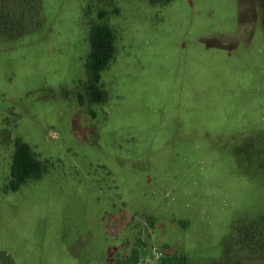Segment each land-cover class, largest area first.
I'll use <instances>...</instances> for the list:
<instances>
[{
    "label": "rangeland",
    "instance_id": "374dc122",
    "mask_svg": "<svg viewBox=\"0 0 264 264\" xmlns=\"http://www.w3.org/2000/svg\"><path fill=\"white\" fill-rule=\"evenodd\" d=\"M117 53L81 105L88 21ZM49 163L7 191L13 142ZM264 264V0H0V264Z\"/></svg>",
    "mask_w": 264,
    "mask_h": 264
},
{
    "label": "trees",
    "instance_id": "16d2710c",
    "mask_svg": "<svg viewBox=\"0 0 264 264\" xmlns=\"http://www.w3.org/2000/svg\"><path fill=\"white\" fill-rule=\"evenodd\" d=\"M98 4L113 0H95ZM151 5H167L173 0H147ZM107 11L99 9L96 20L88 21L87 42L89 46L85 58V81L82 93L78 96L81 105L104 104L108 93L101 83V76L113 61L116 53V33L106 23ZM47 161L39 160L29 145L19 138L13 142V153L9 177L5 186L7 191H18L22 186L41 179L49 170ZM138 252L134 249L123 261L124 264H138ZM161 264H186V257L172 256L161 259Z\"/></svg>",
    "mask_w": 264,
    "mask_h": 264
}]
</instances>
